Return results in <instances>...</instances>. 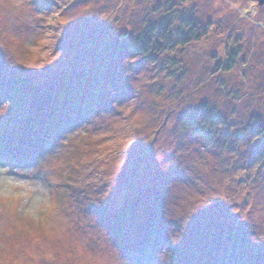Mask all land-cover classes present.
I'll list each match as a JSON object with an SVG mask.
<instances>
[{"label":"rangeland","instance_id":"obj_1","mask_svg":"<svg viewBox=\"0 0 264 264\" xmlns=\"http://www.w3.org/2000/svg\"><path fill=\"white\" fill-rule=\"evenodd\" d=\"M173 262L264 264V5L0 0V264Z\"/></svg>","mask_w":264,"mask_h":264},{"label":"trees","instance_id":"obj_2","mask_svg":"<svg viewBox=\"0 0 264 264\" xmlns=\"http://www.w3.org/2000/svg\"><path fill=\"white\" fill-rule=\"evenodd\" d=\"M237 60V53L233 52V55L230 54V57L228 58V61L230 62H227V64L225 63L222 67V70L223 71H226V72H230L231 70H233V67L235 66L236 64V61ZM221 67V66H220ZM15 159V158H14ZM5 161L7 162V160L5 159ZM56 178V177H55ZM59 189V188H58ZM57 190V189H56ZM171 250V249H170ZM173 264H176V262H173Z\"/></svg>","mask_w":264,"mask_h":264},{"label":"water","instance_id":"obj_3","mask_svg":"<svg viewBox=\"0 0 264 264\" xmlns=\"http://www.w3.org/2000/svg\"><path fill=\"white\" fill-rule=\"evenodd\" d=\"M258 2L259 5H264V0H256Z\"/></svg>","mask_w":264,"mask_h":264}]
</instances>
